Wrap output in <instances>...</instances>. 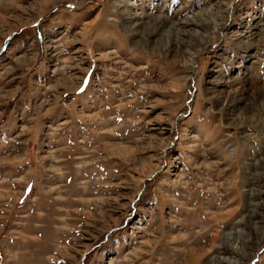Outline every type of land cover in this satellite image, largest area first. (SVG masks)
Wrapping results in <instances>:
<instances>
[{
    "label": "rangeland",
    "instance_id": "1",
    "mask_svg": "<svg viewBox=\"0 0 264 264\" xmlns=\"http://www.w3.org/2000/svg\"><path fill=\"white\" fill-rule=\"evenodd\" d=\"M264 264V0H0V264Z\"/></svg>",
    "mask_w": 264,
    "mask_h": 264
},
{
    "label": "bare ground",
    "instance_id": "2",
    "mask_svg": "<svg viewBox=\"0 0 264 264\" xmlns=\"http://www.w3.org/2000/svg\"><path fill=\"white\" fill-rule=\"evenodd\" d=\"M212 264V263H211Z\"/></svg>",
    "mask_w": 264,
    "mask_h": 264
}]
</instances>
